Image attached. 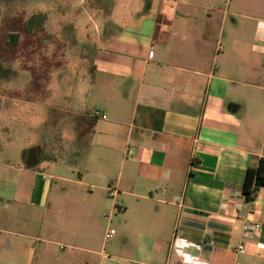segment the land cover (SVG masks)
Wrapping results in <instances>:
<instances>
[{"label": "crops", "instance_id": "obj_1", "mask_svg": "<svg viewBox=\"0 0 264 264\" xmlns=\"http://www.w3.org/2000/svg\"><path fill=\"white\" fill-rule=\"evenodd\" d=\"M111 1L91 57L92 106L72 108L64 124L71 137L61 151L83 154L86 165L51 157L53 117L42 121L36 159L29 163L28 147L13 152L23 167L6 196L16 201L25 187L40 243H4L1 256L8 264H264V187L251 202L241 192L247 167L264 158V0ZM56 163L65 168L50 171ZM246 221L259 229L245 235Z\"/></svg>", "mask_w": 264, "mask_h": 264}, {"label": "rangeland", "instance_id": "obj_2", "mask_svg": "<svg viewBox=\"0 0 264 264\" xmlns=\"http://www.w3.org/2000/svg\"><path fill=\"white\" fill-rule=\"evenodd\" d=\"M112 5L110 0H0V164L12 167L0 165V264H8L2 244L40 243L39 211L28 205L25 187L19 188L16 201L6 197L17 181L12 175L23 167L13 152L28 147L25 155L33 162L39 152L40 124L53 117L51 157L62 158L58 162L76 170L86 165L83 154L71 159L61 151L66 137H71L64 124L72 108L92 106L85 100L91 57L102 43ZM37 14L44 15L42 26L27 32L28 18ZM11 33L18 34L14 50L6 44ZM53 168L62 170L65 165L51 164L50 171ZM105 171L118 172L116 166Z\"/></svg>", "mask_w": 264, "mask_h": 264}, {"label": "trees", "instance_id": "obj_3", "mask_svg": "<svg viewBox=\"0 0 264 264\" xmlns=\"http://www.w3.org/2000/svg\"><path fill=\"white\" fill-rule=\"evenodd\" d=\"M44 21V15H32L27 20V26L25 30L31 32L33 28L41 27ZM18 43V34L11 33L7 37L6 44L10 49L14 50ZM92 118H96L92 116ZM264 187V158H260L258 163L254 167H247L245 172L244 183L241 186V192L243 193L245 200L251 202L255 198L257 190Z\"/></svg>", "mask_w": 264, "mask_h": 264}, {"label": "built area", "instance_id": "obj_4", "mask_svg": "<svg viewBox=\"0 0 264 264\" xmlns=\"http://www.w3.org/2000/svg\"><path fill=\"white\" fill-rule=\"evenodd\" d=\"M219 50H221V48ZM91 114L94 117H101L102 119H105V117L97 110H92ZM106 191H107V195L109 198H114L117 194V190L113 187H107ZM109 218H110L109 215L104 217V219L107 221V223L109 222ZM259 227H260V224H258V223H249L246 221L242 225V231L245 235H249V234H252L253 232L257 231L259 229ZM114 235H115V230L113 228L107 226L105 233H104V236L102 237V244H103L104 249L106 248L108 242L110 241V239ZM59 248L62 251L65 250V248L62 245H59ZM237 252L243 253V246L242 245H239L237 247Z\"/></svg>", "mask_w": 264, "mask_h": 264}]
</instances>
